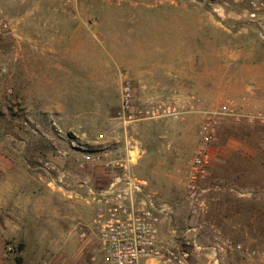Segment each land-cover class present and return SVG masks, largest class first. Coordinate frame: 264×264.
Returning <instances> with one entry per match:
<instances>
[{
  "label": "rangeland",
  "instance_id": "obj_1",
  "mask_svg": "<svg viewBox=\"0 0 264 264\" xmlns=\"http://www.w3.org/2000/svg\"><path fill=\"white\" fill-rule=\"evenodd\" d=\"M238 13L235 0H0V148L36 178L37 199L30 216L6 188L0 264H103L85 186L108 170L82 152L119 159L128 144L172 225L198 228L194 262L264 264V122L246 117L264 103L243 89L264 98V43ZM228 101L238 118L218 114ZM206 125L211 168L190 214L187 166Z\"/></svg>",
  "mask_w": 264,
  "mask_h": 264
},
{
  "label": "built area",
  "instance_id": "obj_2",
  "mask_svg": "<svg viewBox=\"0 0 264 264\" xmlns=\"http://www.w3.org/2000/svg\"><path fill=\"white\" fill-rule=\"evenodd\" d=\"M235 3L239 7L237 20L255 27L264 43V0H235ZM218 114L238 118L242 113L228 101L220 107ZM246 117L264 122L261 111ZM212 134L210 125L202 127V145L187 166L185 198L190 214L197 212L201 203V184L211 168L208 144ZM108 157L104 149L82 152L83 163L104 165L108 170L103 186H85L93 207L87 230L95 237L102 263L195 264L194 250L200 249L198 228L189 224L184 228L185 233H180V229L172 225L171 206L158 199L148 189L147 182L131 172L138 157L135 146L128 144L119 159Z\"/></svg>",
  "mask_w": 264,
  "mask_h": 264
},
{
  "label": "crops",
  "instance_id": "obj_3",
  "mask_svg": "<svg viewBox=\"0 0 264 264\" xmlns=\"http://www.w3.org/2000/svg\"><path fill=\"white\" fill-rule=\"evenodd\" d=\"M75 35H72L69 37V39H74ZM234 80L229 81V87L235 86ZM258 87H253V86H243L244 93H246L245 97L249 98L250 100V107L258 109V106H261V104L264 103V98L261 97V94L257 90ZM263 98V99H262ZM0 173H2V177L0 179V208H7L8 203L6 199V194L5 190L6 188L10 185L13 184V196H12V201H13V206L12 208L14 209H24L25 212L31 216L33 215L36 211V205H37V199L34 193V188L32 187V184L34 183V180L36 178H33V176L28 175V176H23L25 175L26 171L25 169L22 168L21 162H17L12 157L6 153L5 150H2L0 148ZM17 174L21 175V177H18ZM19 175V176H20ZM19 186H16V185ZM19 193V194H18ZM261 193H253L254 196L260 195ZM243 196L251 195L250 192L246 191L242 193ZM91 211H93V207H91ZM27 210V211H26ZM92 213V212H91ZM19 230H23V227L19 225ZM17 230V228H16ZM165 232V230H164ZM254 246H262L261 241H254ZM215 254V250L213 251ZM209 255V254H208ZM211 256V255H209ZM195 264H203L202 260L197 261L195 260ZM210 264H214L210 262Z\"/></svg>",
  "mask_w": 264,
  "mask_h": 264
},
{
  "label": "water",
  "instance_id": "obj_4",
  "mask_svg": "<svg viewBox=\"0 0 264 264\" xmlns=\"http://www.w3.org/2000/svg\"><path fill=\"white\" fill-rule=\"evenodd\" d=\"M24 245L23 244H18L17 246V253H20L21 250L23 249ZM14 262L16 264H22V257L20 255H17L16 257H14Z\"/></svg>",
  "mask_w": 264,
  "mask_h": 264
}]
</instances>
